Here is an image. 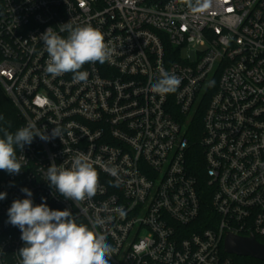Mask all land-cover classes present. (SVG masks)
I'll return each mask as SVG.
<instances>
[{"label": "built area", "instance_id": "built-area-1", "mask_svg": "<svg viewBox=\"0 0 264 264\" xmlns=\"http://www.w3.org/2000/svg\"><path fill=\"white\" fill-rule=\"evenodd\" d=\"M67 22L99 29L114 49L82 67L87 82L45 72L40 35L51 27L66 37ZM161 70L180 79L175 93L151 91ZM0 82L23 127L60 130L25 145L21 172L0 186V264L20 259L7 211L28 198L25 187L34 205L67 209L77 223L103 219L95 230L116 249L109 264H234L228 234L264 242V0H211L203 13L177 0H0ZM209 92L200 146L214 216L205 228L186 124ZM78 154L99 188L75 203L50 187L47 168H70Z\"/></svg>", "mask_w": 264, "mask_h": 264}, {"label": "clouds", "instance_id": "clouds-1", "mask_svg": "<svg viewBox=\"0 0 264 264\" xmlns=\"http://www.w3.org/2000/svg\"><path fill=\"white\" fill-rule=\"evenodd\" d=\"M177 3L186 5L193 12L203 13L210 7L211 0H177ZM60 31L67 32V36L59 35L51 27L40 35L49 56L45 72L53 77L72 73L74 82H87L88 73L81 71L82 67L87 63L103 64L114 54L103 33L91 25L73 27L67 22L61 24ZM180 83L177 76L161 70L151 91L159 95L175 93ZM0 134V170L16 175L22 170L23 159L17 158L16 148L22 152L25 145L32 144L34 137L43 141L60 137V130L54 127L49 136L28 125L15 133L8 127H0ZM108 170L117 176L115 167ZM47 182L66 200L79 203L96 195L99 173L84 154H78L70 168L52 163L47 168ZM21 191L28 198L15 199L7 211V222L19 228L24 243L18 250V264H109L116 249L95 230L103 226V219L97 217L90 228L77 223L67 209L52 210L46 203L34 205L31 190L25 187ZM6 196V192H0V200Z\"/></svg>", "mask_w": 264, "mask_h": 264}, {"label": "trees", "instance_id": "trees-1", "mask_svg": "<svg viewBox=\"0 0 264 264\" xmlns=\"http://www.w3.org/2000/svg\"><path fill=\"white\" fill-rule=\"evenodd\" d=\"M212 92L206 94L200 109L197 111L193 119L188 122L187 125V137L191 144V150L189 154V168L191 173L196 177L198 182V190L202 198V213L198 223L202 227H210L209 219L213 217L211 208L212 189L208 184V180L205 173L203 149L200 146V140L203 133V117L204 113L209 105L210 96ZM0 127H8L9 131L15 133V131L23 127L22 118L19 115L17 108L12 100L7 95L4 87L0 82ZM10 126V127H9ZM2 136V134H0ZM19 147L16 148L17 155L19 153ZM7 172L0 170V186L7 176ZM260 243L264 242L258 239ZM226 255V254H225ZM232 258L234 264H264V262L254 260L251 258L237 257L233 255H226Z\"/></svg>", "mask_w": 264, "mask_h": 264}, {"label": "water", "instance_id": "water-1", "mask_svg": "<svg viewBox=\"0 0 264 264\" xmlns=\"http://www.w3.org/2000/svg\"><path fill=\"white\" fill-rule=\"evenodd\" d=\"M223 250L227 255L264 262V244L260 243L254 236L244 238L228 234L224 239Z\"/></svg>", "mask_w": 264, "mask_h": 264}]
</instances>
